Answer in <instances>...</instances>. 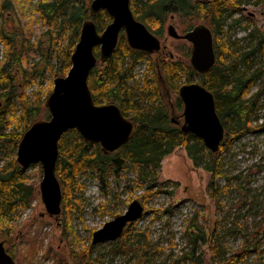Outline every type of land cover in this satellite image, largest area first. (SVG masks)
I'll list each match as a JSON object with an SVG mask.
<instances>
[{
  "label": "rangeland",
  "instance_id": "obj_1",
  "mask_svg": "<svg viewBox=\"0 0 264 264\" xmlns=\"http://www.w3.org/2000/svg\"><path fill=\"white\" fill-rule=\"evenodd\" d=\"M36 1L23 0V3L18 4L22 17L24 8V22L14 11H6L0 19V32L4 29L8 35L15 36V48L20 51L25 43L31 50L26 52L22 61L15 59L13 73L16 92L11 100L15 108H10L5 116L11 124L0 128V134L12 131L20 122L22 106L18 101L19 94L25 95L27 102H32L37 93L48 97L54 87L55 74L50 68H45L50 59L49 65L55 68L56 59L51 50L54 43L50 35L44 34L47 26L38 19L39 15L32 17ZM255 1L243 2L234 12L232 20H227L225 32L221 35L230 42L240 40L238 45L242 51L255 46L264 34V5L256 4ZM234 19H238V22L232 23ZM204 22L201 17L191 20L179 14L168 15L164 32L158 37L173 53V60L190 63V56L186 57L184 53L187 49L191 51V44L186 39L170 36L168 26L173 24L178 33L183 34L189 24ZM250 32L255 33L254 38L249 37ZM69 33L57 37L62 46L67 44ZM26 35L31 36L28 42ZM5 51L6 43L0 38V61L4 59ZM255 55V68L264 69V52L256 51ZM125 60L129 62L128 58ZM156 61L155 54L151 59L142 58L134 66L133 78L128 84L139 91L145 72ZM34 66V80L29 82ZM96 67L98 71H103L104 62L98 61ZM159 73L161 71L155 67L148 75L155 74L157 77ZM192 82L199 83V76L193 75L189 82L184 76L179 81V87ZM261 84L262 80L253 90ZM161 88L164 100L170 106V117L183 122L184 107L178 101L179 89L175 92L163 78ZM146 103L149 102L146 100ZM260 103L262 108L253 118L256 128L242 137L232 138L233 142L221 153L224 175L219 178L215 191L209 187L211 173L203 166H197L183 146L176 147L163 158L160 167L152 171L158 179L150 189L147 183L139 179L134 165L129 162L118 172L110 173L104 181L94 169L78 175L81 187L70 195L78 201L71 210L70 227L75 235L84 240L85 245L91 243L95 230L124 213L134 199L140 200L145 207L143 216L131 223L126 239L94 245L92 257L99 259L96 264H192L189 260L182 261L181 256L190 250L187 230L189 224L195 223L205 230L207 240L198 242L204 258L210 263L213 245L220 252L226 250L229 255L244 248L247 240L254 239L260 227H264V126H261L264 123V93ZM3 106L4 100L0 98V109ZM38 119L46 118L38 116L28 123L23 122L19 131L28 129ZM67 134V142L74 144L75 134L70 130ZM13 148L14 144L0 135V167L8 159H17L18 147L16 150ZM95 148L93 144L88 150L93 151ZM23 174L29 184L37 187L36 195L30 207L10 211L0 219V241H4L15 264H76L70 257V245L63 236L64 215L61 214L59 218L49 215L42 202L41 163L31 164L23 170ZM240 184L246 189H238ZM257 243L259 249L253 250V246H249L248 256L241 257L237 264H264V230L257 234ZM206 248L210 251L207 256ZM220 252L217 258H221Z\"/></svg>",
  "mask_w": 264,
  "mask_h": 264
},
{
  "label": "trees",
  "instance_id": "obj_2",
  "mask_svg": "<svg viewBox=\"0 0 264 264\" xmlns=\"http://www.w3.org/2000/svg\"><path fill=\"white\" fill-rule=\"evenodd\" d=\"M92 0H37L32 10V17L38 14V19L47 26L46 35L51 36L54 43L51 50L54 52L56 64L50 66L47 60L45 68H50L57 76H65L71 67V55L79 40L83 22L92 18L102 32L112 18L105 10H100L95 16L90 15V3ZM251 0H131V7L134 15L143 21L154 34L162 35L164 24L168 15L179 14L184 18H203L204 24L209 26L214 36V47L216 52V63L206 73L199 74L194 70L191 63L183 60H173L167 53L159 51L156 53L157 61L145 72L143 85L139 91L133 89L128 82L131 80L134 66L144 57L151 59L150 54H145L129 47L124 32H121L118 46L114 55L104 63L103 71L93 68L89 76V86L93 92L94 101L97 104L116 103L123 114L131 119L136 125L135 132L131 139L113 152L103 151L99 143L85 141L76 129H70L75 134L76 141L70 145L67 142L68 131L65 132L59 141V158L57 161V176H59L62 186L63 202L61 214L64 215L63 236L70 245V257L76 264H96L99 259L92 257L94 246L90 243L85 245L71 231V210L78 204V201L70 197L71 192L78 190L81 186L77 178L82 172L94 169L99 173L103 181L113 172H118L127 162L134 165L139 179L147 183L150 189L158 179L152 171L157 170L164 157L170 154L176 147L183 146L187 149L190 157L197 166H203L211 173L209 187L211 191L218 189V180L224 175L221 153L225 151L232 138L242 137L256 128L253 125L255 114L262 108L261 99L264 93V69L255 68L256 51L264 52V34L258 39L257 44L248 50L242 51L238 45L240 40L227 41L224 36V27L227 20L244 3ZM23 0H0V19L6 11H14L25 21V11L23 17L19 14V7ZM256 4L264 5V0H256ZM24 6V5H23ZM233 22H238L234 19ZM198 25V24H197ZM193 24H189L184 31L192 29ZM69 33V40L62 46L57 37ZM27 34V33H26ZM249 37L254 38L255 33L250 32ZM0 38L6 43L4 59L0 61V98L4 100V106L0 109V128H6L11 124L7 116L10 108L14 109L15 104L11 100L15 97L14 87L15 76L13 73L15 59L22 61L26 57V52H31L24 43L20 51L16 47L15 36L8 35L1 29ZM26 42L31 39L26 35ZM98 47L95 53L98 55ZM190 49L184 53L190 56ZM8 56V57H7ZM128 58L129 62L125 59ZM157 67L161 71L159 75H148V72ZM36 67L31 69L29 82H33ZM42 74V72H40ZM193 75L199 76V83L205 86L214 94L216 110L225 129L224 144L219 151L212 152L204 145L203 140L192 133L182 131L179 123L170 117V106L164 100L161 88L162 78L167 85L175 92L178 91L179 81L186 76L187 82ZM262 80V84L256 90L254 86ZM44 82V79H41ZM47 95L42 96L37 93L32 102L25 100V95L19 94L18 101L22 106L20 122L14 126L13 130L0 135L3 139L14 144V150L27 129L19 131L23 122L28 123L34 117L44 116L50 118V113L45 106ZM146 100L149 103H146ZM183 105L181 98L178 99ZM261 126H264L262 123ZM3 131V130H2ZM3 135V136H2ZM73 140V139H72ZM96 146L93 151L88 147ZM17 159H8L0 167V219L8 212L16 211L19 208H28L36 195L37 187L29 184L23 174ZM146 170V171H145ZM238 177V175H237ZM246 189L242 184L238 187ZM129 224L122 235L126 239ZM264 227H260V230ZM254 239L247 240V245L241 250L227 255V251H219L215 245L212 249L211 263L204 258V252L200 250L199 240L205 241L206 233L203 227L198 224H189L187 232L190 236V250L185 251L181 260H189L192 264H237L241 257L248 256L249 246L253 250H258L257 234ZM11 232V231H10ZM120 241V238L117 240ZM221 258H217L218 253ZM208 248L205 256L209 254Z\"/></svg>",
  "mask_w": 264,
  "mask_h": 264
},
{
  "label": "water",
  "instance_id": "obj_3",
  "mask_svg": "<svg viewBox=\"0 0 264 264\" xmlns=\"http://www.w3.org/2000/svg\"><path fill=\"white\" fill-rule=\"evenodd\" d=\"M100 10L109 14L111 22L102 32L92 18L83 22L71 55V67L65 76L54 79L53 90L46 98L50 118L34 121L18 144L17 162L21 167L25 169L33 163L42 165L41 199L51 216H58L62 211L63 193L57 176L62 135L76 129L85 141L99 143L103 151L113 152L125 145L135 132L136 125L117 104L95 103L89 86L91 71L98 61L107 62L114 55L121 32L133 50L154 54L162 47L160 38L134 15L131 0H92L91 17ZM167 31L170 36L192 44L190 63L198 73H206L215 65L214 36L209 26L198 24L180 34L170 24ZM179 95L184 103L182 131L200 137L210 151H219L224 144L225 129L216 110L214 94L202 84L192 82L182 85ZM144 210V204L134 199L124 213L93 232L91 244L118 240L129 224L143 216ZM0 264H15L4 241H0Z\"/></svg>",
  "mask_w": 264,
  "mask_h": 264
},
{
  "label": "flooded vegetation",
  "instance_id": "obj_4",
  "mask_svg": "<svg viewBox=\"0 0 264 264\" xmlns=\"http://www.w3.org/2000/svg\"><path fill=\"white\" fill-rule=\"evenodd\" d=\"M195 27V26H194ZM193 27V28H194ZM191 30V29H190ZM189 31V30H188ZM187 32V31H186ZM186 32H184V33H186ZM190 43V42H189ZM191 44V43H190ZM166 50H167V54L170 56V57H173V53L169 50L168 51V49H167V47L165 46V45H163L162 44V47H161V50H160V52L161 51H163V53L165 52L166 53ZM191 51H192V44H191ZM158 53V52H157ZM154 54H156V53H154ZM150 55H153V54H150ZM190 57H191V52H190ZM105 63V62H104ZM98 64V63H97ZM97 66V65H96ZM195 70V69H194ZM197 72V71H196ZM198 73V72H197ZM199 74H201V73H199ZM179 90H180V88H179ZM179 97H180V95H179ZM183 102V101H182ZM107 104H109V103H107ZM116 104V103H115ZM99 105H103V104H99ZM183 107H184V103H183ZM184 110V109H183ZM182 117H183V114H182ZM174 119V118H173ZM174 121L176 122V123H179V125H180V127H181V125H182V123L183 122H180L178 119L176 120V119H174ZM183 121H184V117H183Z\"/></svg>",
  "mask_w": 264,
  "mask_h": 264
}]
</instances>
